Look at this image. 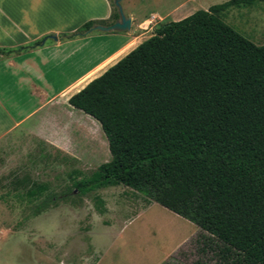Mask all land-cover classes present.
Returning a JSON list of instances; mask_svg holds the SVG:
<instances>
[{
  "label": "trees",
  "instance_id": "1",
  "mask_svg": "<svg viewBox=\"0 0 264 264\" xmlns=\"http://www.w3.org/2000/svg\"><path fill=\"white\" fill-rule=\"evenodd\" d=\"M257 2L159 23L68 100L100 123L111 154L74 187L132 188L194 223L199 253L218 264H264V45L220 16Z\"/></svg>",
  "mask_w": 264,
  "mask_h": 264
},
{
  "label": "rangeland",
  "instance_id": "2",
  "mask_svg": "<svg viewBox=\"0 0 264 264\" xmlns=\"http://www.w3.org/2000/svg\"><path fill=\"white\" fill-rule=\"evenodd\" d=\"M220 16L264 45V2ZM95 121L88 141L73 143V156L36 137L0 147V264H218L199 253L194 223L132 188L74 187L111 158ZM36 183L46 189L29 195Z\"/></svg>",
  "mask_w": 264,
  "mask_h": 264
},
{
  "label": "crops",
  "instance_id": "3",
  "mask_svg": "<svg viewBox=\"0 0 264 264\" xmlns=\"http://www.w3.org/2000/svg\"><path fill=\"white\" fill-rule=\"evenodd\" d=\"M225 1L119 0L131 19L129 30L67 37L88 21L108 25L119 19L114 0H0V147L36 137L73 156V143L88 141L97 123L69 98L149 38L159 23Z\"/></svg>",
  "mask_w": 264,
  "mask_h": 264
},
{
  "label": "water",
  "instance_id": "4",
  "mask_svg": "<svg viewBox=\"0 0 264 264\" xmlns=\"http://www.w3.org/2000/svg\"><path fill=\"white\" fill-rule=\"evenodd\" d=\"M114 4L118 9L119 19L108 25L96 24L92 26L88 31H125L130 29L131 19L123 13L119 0H114ZM53 37L56 38L55 36Z\"/></svg>",
  "mask_w": 264,
  "mask_h": 264
}]
</instances>
